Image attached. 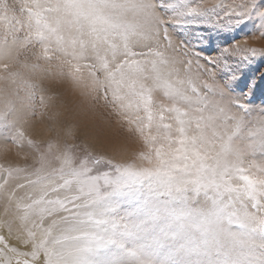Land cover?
<instances>
[{
	"label": "snow or ice",
	"instance_id": "obj_1",
	"mask_svg": "<svg viewBox=\"0 0 264 264\" xmlns=\"http://www.w3.org/2000/svg\"><path fill=\"white\" fill-rule=\"evenodd\" d=\"M253 16L264 40V0H0V152L33 161L0 165V264H264V103L233 71L264 51L171 31ZM44 80L139 150L77 141Z\"/></svg>",
	"mask_w": 264,
	"mask_h": 264
},
{
	"label": "rangeland",
	"instance_id": "obj_2",
	"mask_svg": "<svg viewBox=\"0 0 264 264\" xmlns=\"http://www.w3.org/2000/svg\"><path fill=\"white\" fill-rule=\"evenodd\" d=\"M194 4L199 3L204 7H211L221 3L222 0H192ZM224 21L219 24H191L184 27H175L171 31L174 38L184 41L187 45L194 48L196 52L203 57H216L222 49L236 45L241 49L255 48L258 53L264 51V40L260 38V20L253 16L246 23L236 27H223ZM244 53H238L242 56ZM239 75L237 83L245 91L248 89L245 85L252 84L251 92L246 102L253 107H260L264 103V55H257L248 62H242L233 67ZM40 84L44 89L46 103H51L48 97H54L58 110L70 122L75 124L77 141H83L92 137L90 143H94L97 151H103L109 156L116 155L119 158L120 154H128L132 151H138L141 147L139 144L131 140L127 133L121 132L115 121H108L100 117L99 113L92 114L86 112L82 106V98L78 92H74L70 86L57 80L33 81ZM239 92V89H237ZM37 94V102L39 101ZM38 111H48L51 114V109H38ZM48 121L45 118L44 123ZM34 127L25 128V132L33 137V139L47 138V133L44 132V125L39 122H33ZM68 143H73L68 140ZM29 150L25 148L17 155L15 150L7 154L0 152V165L2 166H20L32 164V158L29 155L25 159V153Z\"/></svg>",
	"mask_w": 264,
	"mask_h": 264
}]
</instances>
